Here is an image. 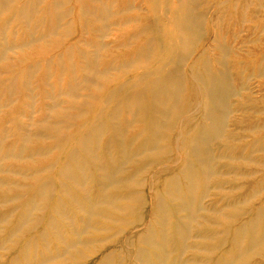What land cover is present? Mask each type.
Returning a JSON list of instances; mask_svg holds the SVG:
<instances>
[{
    "label": "bare ground",
    "instance_id": "bare-ground-1",
    "mask_svg": "<svg viewBox=\"0 0 264 264\" xmlns=\"http://www.w3.org/2000/svg\"><path fill=\"white\" fill-rule=\"evenodd\" d=\"M14 2L17 3L0 0V13ZM50 2L56 4L50 5L54 20L69 14L59 10V0ZM149 2L151 12H147V18L153 22L129 38L152 31L160 33L159 22L169 21L174 24L173 30L163 35L173 42V48L161 56L154 53L153 41L147 38L120 65L101 69L85 64L86 74L81 82L91 84L96 90L101 87L93 84V79L106 78L109 70L119 72L126 68L130 73L127 78L112 80L116 85L107 88L98 99V113L91 116L84 112L56 113L62 118H83L82 125L47 123L49 131L60 136L62 129H69V137L76 140L60 157L64 162L57 170L58 178L70 182L72 187L60 186L58 197L64 200L51 202L52 213L43 219L42 231L32 234L43 221L36 218L34 211L44 209L38 204V196L53 198L51 184L46 182L48 189L42 183L39 189L31 190L33 186L26 189L21 183L0 178V190L5 193L0 197V207L7 208L12 203L13 212L19 211L10 227L7 226L12 214L7 212L0 217V249H5L3 241L14 238L8 241L11 246L5 243L9 246L6 245L8 262L4 259L7 263H2L0 257V264H87V260L91 264L114 261L118 264L124 260L129 264H184L182 256L192 248L210 255L205 259L196 257L192 260L194 264H243L244 256L264 246V202L258 196L260 188L264 189V175L259 177L257 169L234 170L229 164L264 167V0H221L218 6L209 5L210 14L208 7L206 11L196 10L200 0H165V4L173 6L172 13L161 11L163 0ZM31 8L17 3L16 15L28 18L34 11ZM230 8L235 9V14L227 19L228 24L219 26L218 13ZM206 15L210 18L208 31L203 30ZM241 28L250 32L253 39L239 36ZM247 43L251 44L244 50ZM107 46L100 45L99 49ZM12 49L9 44L3 46L0 61ZM65 51L69 53L70 48ZM73 88L69 93L72 97ZM7 89L12 91V85ZM185 93L191 99H185ZM234 111L240 116L233 120ZM229 123L241 126L228 131ZM18 129L19 140L28 143L30 134L21 132L20 124ZM3 132L0 127V140L7 137ZM249 134L258 136L248 142ZM58 148L59 145L53 147L51 150H55L50 155ZM22 151L20 148L17 154H3L2 162L22 160ZM31 152L26 158L34 162L37 150ZM54 168V163H48L40 171L24 172L19 168L8 172L0 168V173L17 176L19 182H36L42 176L39 172ZM213 177H224L220 181L227 187L213 186L215 183H209ZM248 179H256L252 193L244 191V184H233L234 180ZM89 183L94 184V190ZM43 184L46 195L42 194ZM12 187L19 192L9 196ZM134 187L142 190L134 191ZM216 189L225 203L221 200L220 207H216L214 200H210L204 206L202 199L209 190ZM249 202L253 204L248 209L252 217L235 219V212L240 217L246 215ZM203 211L218 214L234 224L228 240H225L229 230L226 228L212 231L213 235L209 236L202 231L191 232V223ZM209 222L211 227L217 225L213 219ZM127 229L129 233L117 242ZM23 234L26 236L22 238ZM50 238L57 242L52 248L48 246ZM190 239L214 240L218 245L209 248L192 242L188 245ZM38 241L45 249L42 252L38 250ZM220 247L227 250L219 254Z\"/></svg>",
    "mask_w": 264,
    "mask_h": 264
},
{
    "label": "rangeland",
    "instance_id": "rangeland-1",
    "mask_svg": "<svg viewBox=\"0 0 264 264\" xmlns=\"http://www.w3.org/2000/svg\"><path fill=\"white\" fill-rule=\"evenodd\" d=\"M16 1L19 4L23 3L32 6L31 9L34 11L28 18H19L15 12L17 3L14 2L9 5L6 11L0 13V51L6 44L11 45L13 48L5 53V60L3 59V61H0V127L4 129L5 132H3V134L7 136L0 140V168H4L8 172L19 168L24 172L29 169H37V171H40L45 168L48 163H54L55 168L51 171L39 172L42 176H40L36 182H19L17 176L5 175V173H0V178H5L10 183H21L26 186V189L33 186L31 190L39 189L37 187L42 183L46 184V182H48L51 184L53 187V192L50 194V196H53L52 199H46L45 196L37 197L39 198L38 204H42L44 209L42 211L36 209L37 211L35 210L34 212L36 218H42V221L52 213L50 204L53 200H64V198L58 197L57 191L60 186L66 185L72 187L70 182L58 178L57 170L64 162L60 157L67 149L74 145L76 140L69 137L71 134L69 129H62L63 136H60L58 132L49 131L47 123L52 121L65 123L66 126L82 125L84 123L83 118H62V116L60 117L56 113H64L67 111L68 113H74L76 115L77 113L84 112L88 113V116H91L92 113H98V109H100L99 104H97L98 99L105 95L104 92L107 88L115 87L116 85L112 80L127 78L130 73L129 69L127 70L126 68L119 72L109 70L106 78L102 79L96 77L93 79V84L101 87L100 90H96L91 84H84L81 82V78H84L86 74L84 70L85 64H90L101 69L109 65H120L122 64L120 61H123L124 57H128L133 48L141 46L143 41L147 38H151L153 41L152 47L155 51L154 53L165 56L173 48V42L166 40L164 35L171 33L174 24L169 21L159 22L158 31H160V33L152 31L145 36L139 35L137 38L131 39L129 37L133 32H137L144 25H150L153 22L150 17L147 18V12L150 11L151 5L149 0H59V10L69 13L60 20H54L50 14V5L56 4L53 2L49 4V0ZM164 1L165 0H163V2ZM220 1L221 0H200L201 3L199 7L195 8L197 11H206L208 7L207 14H210L209 5L213 4L214 6H218ZM32 2H34V4ZM163 2H160L162 6H159L161 7V11L163 10L168 13L174 12V8L170 3L165 4L164 2L163 4ZM54 10L55 9H53V11ZM102 10H107V13H102ZM235 12L233 8L220 11L218 13L220 16L218 21L219 26L222 27L228 24L227 19L233 17ZM157 13L160 14L161 12L157 11ZM56 14L57 11L55 10L53 15L56 16ZM209 23V15L208 17L206 15L203 25L204 31H208ZM103 29H105V32L103 31L102 33ZM241 31L239 36L242 38H246L249 41L253 39L254 36L250 32L244 31L243 28H241ZM103 34L104 36H102ZM125 43L127 46H122ZM250 44L251 43L245 44L243 49L246 50ZM100 45L108 46L100 50ZM68 47L70 48L69 53L66 51L64 53V49L67 50ZM10 85H12V91L7 89ZM72 87L75 88L74 97L69 94L70 91H72ZM183 97L188 100L191 99L187 97L186 93ZM233 108H235V105ZM3 116H5L6 121ZM239 116L240 113L234 111L231 115V119L234 120V117ZM19 124L23 127L21 132L30 134L28 143L19 140ZM240 126V124L233 126L232 123H229L228 131H232ZM235 132L238 135H243V133H239L236 130ZM54 134H56V137H54ZM257 136L258 135L252 137V135L249 134L248 142H251ZM49 137H53V139ZM65 140L68 141L66 142ZM231 144L235 145L233 142H231ZM56 145H59V148L56 149L53 156H51L50 154L55 150L52 151L51 149ZM20 148H23L21 154L24 158L22 160L15 161L6 159L2 162L3 154H17ZM33 149L34 151L37 150V153H34L35 155L33 158L35 161L31 162V158H26V156L31 155ZM248 151L250 150L248 149ZM254 155L259 156L260 153L254 152ZM80 157L85 158V155L80 154ZM222 163L223 162H221V164ZM229 164L230 166L232 165L231 167H233L234 170L257 169L260 170L259 177L264 175V167L246 166L239 162H232ZM215 170L217 172L220 171L218 168ZM222 179H224V177H213L211 181L209 180V183H215L216 185L214 184L213 186H217L218 188H220V185L227 187V185L221 182ZM158 180L159 179L156 178L155 182ZM255 180L256 179H248L246 181L234 180L235 183L233 184H244V191L246 193H252L251 188L253 184H255ZM45 184H43V186ZM88 185L94 190L93 183H89ZM48 186L46 187L47 189ZM44 188L45 186L43 187L45 193L42 189L41 191L43 193L40 192L46 195L48 192L46 188ZM31 190L30 194L33 193ZM36 190L34 192H36ZM133 190L142 189L141 187H134ZM143 190L146 191L147 188H143ZM260 190L261 193L258 196L260 197V201L264 202V189L260 188ZM18 192L16 188L12 187L8 195H15ZM4 194L5 193L0 190V197ZM207 194L208 196L202 199V204L204 206H207L210 200H214L216 207H220L221 200L225 203L218 189L209 190ZM33 195L35 196L36 193ZM145 198L147 199V196ZM10 205L11 206L7 208L0 207V217L7 212L10 213V215L12 214V219H9L11 223L7 227H10V225L12 226V223L19 214L18 209L13 212V207L15 205L12 203ZM251 206H253L251 202H249L247 208L245 206L247 212L245 216L240 217L239 214L235 212L234 218L249 220V218L252 217L248 210ZM198 216L199 218L197 221L191 223L192 233L202 231L204 235L209 236L213 235L212 231L216 233L226 228L229 230L225 240L229 239L230 233L233 231L232 229L234 227L232 226L234 224L230 221H225L223 219L224 217L221 218L218 214L212 215L204 211L198 213ZM212 219L217 223L214 227H211L209 224V221H212ZM43 222L44 220L33 229L34 231L32 234L44 229ZM2 228L3 227H1V231L4 232V228ZM129 231L130 230L127 229L122 235L118 236L117 242H120L123 235L129 233ZM47 232L50 233L51 231L47 230ZM25 234L22 235V238L26 236ZM1 239L2 235L0 234V240ZM8 241L9 240L3 241V247H5V249H0L2 263L3 261L5 263L6 261L4 259L7 260L8 258L6 248L8 245L11 246V243H9L10 241ZM49 242L50 244L48 246L50 248L56 246L57 242L53 238H50ZM191 242L193 244H199L201 247L208 248L218 245L214 240L208 239H190L187 241V244L189 245ZM38 244L39 252L44 251L45 249L43 250L42 242L38 241ZM132 245L134 246V244ZM224 250L226 251L227 249L225 247H220L217 249V252L220 254ZM175 254L176 253L173 255ZM209 256V253H206L205 250L195 251V249L192 248L188 249L187 253L182 256V260L185 261L184 264H194L192 260L196 257L205 259ZM243 259V264H264V246L258 247L254 253L244 256ZM89 261L90 260H87V264L92 263V261ZM113 264H117V261H114ZM118 264L129 263L128 260H124L122 263Z\"/></svg>",
    "mask_w": 264,
    "mask_h": 264
}]
</instances>
